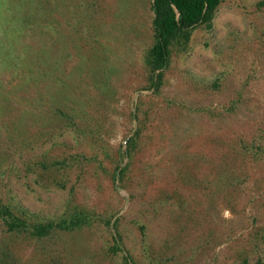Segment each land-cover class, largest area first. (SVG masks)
Wrapping results in <instances>:
<instances>
[{
    "label": "rangeland",
    "instance_id": "obj_1",
    "mask_svg": "<svg viewBox=\"0 0 264 264\" xmlns=\"http://www.w3.org/2000/svg\"><path fill=\"white\" fill-rule=\"evenodd\" d=\"M151 1L0 0L19 55L0 58V201L88 216L42 237L0 218V264L264 263V0H222L157 89Z\"/></svg>",
    "mask_w": 264,
    "mask_h": 264
},
{
    "label": "trees",
    "instance_id": "obj_2",
    "mask_svg": "<svg viewBox=\"0 0 264 264\" xmlns=\"http://www.w3.org/2000/svg\"><path fill=\"white\" fill-rule=\"evenodd\" d=\"M222 0H152V28L154 40L147 48L144 59L145 72L148 78L146 87H155L156 89L162 83L164 68L169 61L171 45L178 42L181 38L187 39L189 32L195 26L202 23L210 25L215 11ZM5 31V30H4ZM7 33V31H5ZM9 38L5 41L0 39V58L6 64L14 61L17 56V46L11 45ZM37 55H35L36 57ZM38 58V57H36ZM30 57L29 60H33ZM139 105H137V109ZM62 111V110H61ZM72 124L73 120L70 118ZM93 130V129H92ZM85 132L91 133L92 131ZM84 131V130H83ZM136 132H139V128ZM95 134V133H91ZM134 141V136L127 140V152L130 151ZM116 164L114 168H118ZM0 218L2 219L6 230L9 232H23L32 236L42 237L50 234L55 229H74L88 221V216L84 211H75L70 217L61 220L47 219L44 221H29L13 212L9 205L0 201ZM109 223L110 220L108 219ZM112 251L121 249L119 237L113 236V243L110 245ZM124 264H133L128 254L123 253ZM244 264H248L246 259ZM7 264L8 261L6 262ZM258 264H264L262 260H257Z\"/></svg>",
    "mask_w": 264,
    "mask_h": 264
}]
</instances>
